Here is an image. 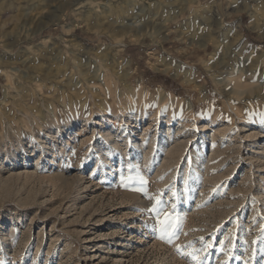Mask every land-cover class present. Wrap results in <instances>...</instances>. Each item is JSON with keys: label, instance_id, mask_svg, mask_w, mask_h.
Instances as JSON below:
<instances>
[{"label": "rangeland", "instance_id": "374dc122", "mask_svg": "<svg viewBox=\"0 0 264 264\" xmlns=\"http://www.w3.org/2000/svg\"><path fill=\"white\" fill-rule=\"evenodd\" d=\"M136 9L144 12L139 26L132 27ZM103 71L113 77L111 90L118 99L130 93L173 95L191 103V116L221 114L235 127L208 123L201 172L196 185H188L194 192L185 210L176 200L185 203L182 182L186 167L191 172L193 143L167 171L173 177L156 194L155 206L161 222L168 219L171 225L161 231L160 224L159 232L149 235L144 225L128 231L140 222V207L115 191L121 185L145 194L151 185L155 192L163 155L151 160L142 176L124 165L103 176L93 172L106 156L99 152L101 118L90 125L74 121L56 142L42 136L40 142L14 138L1 144L0 261L264 264V159H252L251 148H264V134L255 144L253 130L240 132L239 119L228 110L233 105L243 114L250 103L264 110V0H0V130L19 107L37 116L54 110L64 116L75 105L86 116L104 112L115 96H103ZM152 74L188 83L174 84L176 91H170L153 82ZM236 86L243 97L233 92ZM142 132L151 138L156 125L141 123L134 139ZM214 132L219 134L213 144ZM75 150L81 170L67 163ZM207 163L219 178L212 191ZM131 172L130 183L123 182Z\"/></svg>", "mask_w": 264, "mask_h": 264}, {"label": "bare ground", "instance_id": "6f19581e", "mask_svg": "<svg viewBox=\"0 0 264 264\" xmlns=\"http://www.w3.org/2000/svg\"><path fill=\"white\" fill-rule=\"evenodd\" d=\"M143 12V9H138L134 12L135 14L132 18L133 23L131 22L132 27L139 26V24L136 25L138 21L137 18H139L138 16L142 15ZM165 34L167 35V33ZM112 80L113 77L106 71H103V75H101L99 79L100 83L104 87V89L101 88V90H104L103 96L114 95L111 90V87L114 86ZM234 81L236 80L234 79ZM242 83L243 82H241V84ZM233 92H235V95L238 97L244 94L241 86H236V88L234 87ZM165 95V97L158 98L151 95L149 96L148 93L143 95H140V93L135 95L130 93L128 97H121L120 99L116 98L114 95L116 99L114 98V100L110 103L109 109L104 110V112L97 110L96 112L91 113L90 116H86L76 105L70 106L66 111L67 114L65 113L64 116L58 115L59 112L57 113L55 110L52 112L48 111L46 113H40L39 116H37L36 113L29 107H19L14 111V117L11 120L13 123L11 121H7L6 126H3L0 130V146L3 143H13L14 138H37L40 142V140H42L40 138L43 136L45 138L55 140L56 142V140L59 141L60 138L62 139V134H66L68 130H71L70 126H74V121L81 119L86 125H90L91 123H96V120L101 118V128L98 133L103 139V143L99 146V152H105L106 156L101 161L103 164L100 167H96L93 172L100 173L103 176L106 171H112V169H115L116 167L120 168L124 165L126 167L125 169L132 167V171L135 172V174L142 176L144 175L143 170L150 166L149 162L151 160L158 155L164 156L160 168L155 172V177L159 174L163 175L162 178L158 177V179L156 178L157 180H155L156 187L158 186V189H156L155 192L154 187L152 188L151 185H147L148 187L145 194H139L138 192L131 191L130 189H122L121 185L119 189L117 188L118 190L115 191L116 194L121 195L122 197H130L135 200L137 205L140 207L141 220L135 224L131 223L128 226V231H131L133 225H136L135 227L137 230L142 229V225H144L147 230L146 234H155L161 224L160 222L162 221V217L159 215L160 213L157 215V213H154L152 209L158 198L156 194L162 191L163 187H165L168 181H170L173 177V172L167 171L170 168L173 171L182 159L183 153L186 152L188 146L193 143L194 147L190 151L191 157L189 163L187 164V166L191 164V172H189L190 176L187 174L188 167H186L185 176L182 182V193L184 194L185 203L181 200H176L180 203L182 210H185L187 208L186 202L190 199L189 196L193 194V188L195 187L193 186V192H190L188 185H196V182H198V175L201 172L200 160L202 158V154L204 153V144L206 143V137L204 134L209 127L208 123H221L225 121V119L222 121L224 116H221V114L209 115L201 113L196 117H193L190 114L191 103L185 104L176 96H170L168 94ZM86 96L90 99L93 98L91 93L86 94L85 97ZM232 106L228 107L229 114L232 118L237 117V119H239V122L241 123V127L239 128L238 126L240 132L244 131L246 128H250L253 130L251 136H253L254 139L257 136L264 134V110H259L250 103L247 107L248 111L242 114L235 108L236 106ZM111 118L116 121L117 124H112ZM146 121H150L156 125V134L158 132V136L155 134L151 138H148L147 133L142 132L138 134L140 136L139 139H134L135 129H137L141 123ZM233 121L234 120L231 118L225 121V127L227 130L233 128ZM0 127H2L1 124ZM161 128L163 129L162 131ZM225 132L226 131H223L222 133L225 134ZM218 134V132L212 133L211 143H215L216 138H214V135ZM247 138L248 136L245 137L243 142H247ZM257 142L258 140L255 139L254 143L257 144ZM251 148L254 150V152H252V159H255V157L264 159V148L261 144ZM74 149H76L75 145ZM215 153L216 152L213 151L211 156L214 157ZM67 163H75L76 169H82V166L80 165L81 161L78 159V151L75 150L73 156L67 161ZM115 164H117V166ZM207 164L204 171L206 176H212L211 178H213L211 179L212 181L210 180L211 182L209 181L207 183L210 191H212L214 190L219 178H215V174L211 172V169L209 168L212 166ZM119 168L113 171H119ZM12 169H15V167ZM133 172L124 174L125 178L123 182L130 183L133 178ZM120 174L121 173L119 172L118 176H120ZM123 182L121 181L119 183L121 184ZM262 185L264 186V181ZM88 186L89 185H86L84 188L87 189ZM262 189L263 190H260L264 193V188ZM86 191L87 190L84 192ZM169 194L174 196L175 191H170Z\"/></svg>", "mask_w": 264, "mask_h": 264}, {"label": "crops", "instance_id": "0c3cea01", "mask_svg": "<svg viewBox=\"0 0 264 264\" xmlns=\"http://www.w3.org/2000/svg\"><path fill=\"white\" fill-rule=\"evenodd\" d=\"M152 76V80H153V82H155V83H160L161 85H163L166 89H168V90H170V91H176L175 90V88H174V84H179V82H182V78H179L178 76L177 77H175V78H169L170 80H166L165 78H163V77H161L160 75H151ZM155 78H154V77ZM176 79H178V81L177 82H175L176 81ZM185 83H188V81L187 80H185L184 82H182V84H185ZM177 89H182V87L180 86L179 88H177ZM181 92V91H180ZM178 93V92H177ZM179 95V94H178ZM193 107H195V104H194V106Z\"/></svg>", "mask_w": 264, "mask_h": 264}, {"label": "snow or ice", "instance_id": "6c2138e0", "mask_svg": "<svg viewBox=\"0 0 264 264\" xmlns=\"http://www.w3.org/2000/svg\"><path fill=\"white\" fill-rule=\"evenodd\" d=\"M152 211H153L154 213H157V215L159 214L158 209H157V207H156L155 205L153 206ZM160 223L162 224L161 231H166L167 228L171 225V221L168 220V219H166L165 221L160 222ZM173 235H175V233H173ZM161 238H163V237H161ZM168 242H171V239H169ZM177 251H179V249H177ZM0 264H3V262L0 261Z\"/></svg>", "mask_w": 264, "mask_h": 264}]
</instances>
